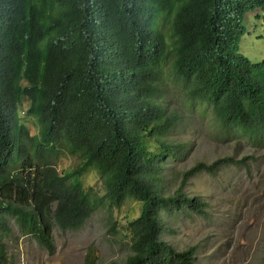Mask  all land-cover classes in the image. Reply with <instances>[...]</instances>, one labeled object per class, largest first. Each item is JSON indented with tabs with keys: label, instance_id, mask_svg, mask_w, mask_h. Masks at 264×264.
<instances>
[{
	"label": "trees",
	"instance_id": "trees-1",
	"mask_svg": "<svg viewBox=\"0 0 264 264\" xmlns=\"http://www.w3.org/2000/svg\"><path fill=\"white\" fill-rule=\"evenodd\" d=\"M250 16L264 21V0H0V264L14 227L52 250L55 230L129 200L141 212L126 227L124 264H194L195 248L178 251L161 233L206 217L186 183L228 159L196 165L174 191L161 187L182 151L170 141L182 116L161 88L171 77L185 107L226 136L264 142V62L240 53ZM65 153L78 163L59 172ZM89 170L102 196L84 187Z\"/></svg>",
	"mask_w": 264,
	"mask_h": 264
},
{
	"label": "rangeland",
	"instance_id": "rangeland-1",
	"mask_svg": "<svg viewBox=\"0 0 264 264\" xmlns=\"http://www.w3.org/2000/svg\"><path fill=\"white\" fill-rule=\"evenodd\" d=\"M256 18H248L240 42V53L253 63L264 62V21ZM181 88L171 77L161 88L162 101L182 116V123L170 138L182 146V151L167 163L159 184L171 192L178 188L183 174L196 165L228 162L215 166L214 173H196L186 183L188 196L207 203L206 217L191 215L173 220L165 226L161 238L178 251L195 248L194 264H264V142L253 144L245 137L226 136L210 115L185 107ZM24 121L34 135L35 121ZM77 163L76 157L65 153L57 168L59 172L71 170ZM95 174L89 170L81 181L86 188H97L102 196V184ZM109 209L112 216L100 208L78 230H55L52 250L14 227L6 239L7 264H124L130 253L126 227L138 218L141 205L129 200L121 208Z\"/></svg>",
	"mask_w": 264,
	"mask_h": 264
},
{
	"label": "clouds",
	"instance_id": "clouds-1",
	"mask_svg": "<svg viewBox=\"0 0 264 264\" xmlns=\"http://www.w3.org/2000/svg\"><path fill=\"white\" fill-rule=\"evenodd\" d=\"M256 20H262V19H256ZM263 21V20H262ZM26 104V105H25ZM26 106V107H25ZM27 106H28V102L25 100L24 103H23V106H22V109L20 110V114H21V118H22V121L25 123L24 119L25 118H29L27 117L26 115V112H27ZM26 125V123H25ZM27 126V125H26ZM28 127V126H27Z\"/></svg>",
	"mask_w": 264,
	"mask_h": 264
}]
</instances>
